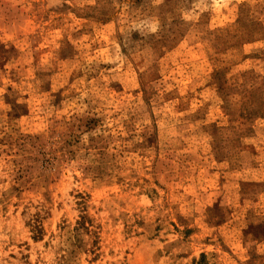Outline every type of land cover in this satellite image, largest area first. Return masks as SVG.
I'll return each mask as SVG.
<instances>
[{
	"label": "rangeland",
	"instance_id": "374dc122",
	"mask_svg": "<svg viewBox=\"0 0 264 264\" xmlns=\"http://www.w3.org/2000/svg\"><path fill=\"white\" fill-rule=\"evenodd\" d=\"M0 264H264V0H0Z\"/></svg>",
	"mask_w": 264,
	"mask_h": 264
}]
</instances>
